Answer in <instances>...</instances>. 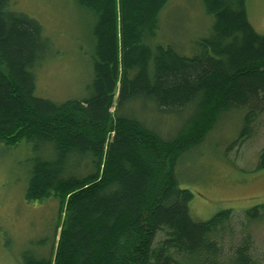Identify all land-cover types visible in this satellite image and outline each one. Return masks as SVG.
Instances as JSON below:
<instances>
[{
    "label": "trees",
    "instance_id": "1",
    "mask_svg": "<svg viewBox=\"0 0 264 264\" xmlns=\"http://www.w3.org/2000/svg\"><path fill=\"white\" fill-rule=\"evenodd\" d=\"M72 1L92 18L91 93L58 103L34 93L31 68L50 48L41 25L0 0V143L26 141L37 155L25 200L59 202L49 254L25 251L21 264H259L249 227L264 221V204L245 211L243 236L224 255L223 239L236 235L232 210L193 220V194L175 172L220 113L245 112L241 141L264 113V34L246 0H200L212 23L191 55L151 43L169 0ZM140 100L182 119L181 128L162 137L127 115L124 106Z\"/></svg>",
    "mask_w": 264,
    "mask_h": 264
},
{
    "label": "rangeland",
    "instance_id": "2",
    "mask_svg": "<svg viewBox=\"0 0 264 264\" xmlns=\"http://www.w3.org/2000/svg\"><path fill=\"white\" fill-rule=\"evenodd\" d=\"M8 8L37 20L50 43L31 68L35 95L58 103L88 97L91 16L72 0H9ZM246 13L254 30L264 34V0H246ZM211 23L200 0H169L160 12L151 43L171 45L191 55L197 51L196 41L210 34ZM124 107L127 115L137 117L162 137L174 136L181 128L182 119L156 112L141 100ZM244 113L238 109L220 113L203 141L183 153L175 168L179 186L193 194L188 204L193 220L205 221L221 210H232L236 235L223 239L224 255L243 236L240 226L245 211L264 204V168H257L264 147V113L252 125L249 138L241 141L238 135ZM50 153L49 145L42 147L41 156ZM35 157L26 141L14 146L0 143V264H21L25 251L46 257L51 250L59 222L58 200L28 202L24 198ZM90 171L87 166L74 173L80 176ZM249 234L251 254L264 264V221L251 224ZM163 237L160 233L157 240Z\"/></svg>",
    "mask_w": 264,
    "mask_h": 264
}]
</instances>
